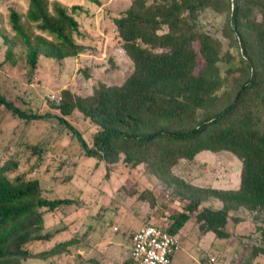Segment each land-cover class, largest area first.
<instances>
[{
	"label": "trees",
	"instance_id": "obj_1",
	"mask_svg": "<svg viewBox=\"0 0 264 264\" xmlns=\"http://www.w3.org/2000/svg\"><path fill=\"white\" fill-rule=\"evenodd\" d=\"M85 1L102 5V0ZM26 2L24 13L9 8L12 38L0 35L6 58L15 63V55L23 57L31 78L39 55L60 61L85 46L79 22L61 3ZM206 10L223 15L226 47L203 28L200 15ZM112 23L131 72L120 84L98 81L88 95L62 90L53 106L60 114L47 116L70 131L87 157L106 164L122 159L129 168L142 165L184 199V210L170 214V234L177 235L194 214L201 234L228 240L233 233L227 224L242 221L243 210L259 234L251 257L264 254V0H131ZM0 110L26 120L44 116L26 113L2 93ZM74 111L95 127L89 143L65 118ZM202 151L236 156L238 187L196 186L173 173L179 160L195 159ZM17 154L0 163V264L51 262L84 234L58 238L61 229L45 231V211L61 212L74 200L45 196L38 179L13 174ZM70 179L60 176L59 182ZM209 198L221 205L202 206ZM42 241L44 248H34ZM116 264L139 263L129 252Z\"/></svg>",
	"mask_w": 264,
	"mask_h": 264
},
{
	"label": "rangeland",
	"instance_id": "obj_2",
	"mask_svg": "<svg viewBox=\"0 0 264 264\" xmlns=\"http://www.w3.org/2000/svg\"><path fill=\"white\" fill-rule=\"evenodd\" d=\"M48 1H58L74 15L85 48L77 56L60 61L39 55L37 67L28 78L25 59L15 55L16 62L12 63L6 58L7 44L0 35V93L26 113L44 114L26 120L0 110V163L14 158L17 152L13 174L23 172L38 179L45 196L73 199L74 203L62 210L66 215L45 211L44 230L61 229L58 238L84 234V240L50 257L51 262L28 259L22 264H116L129 256L132 235L139 227L146 223L168 227L170 214L183 211L186 201L142 165L129 168L122 159L106 164L87 157L70 131L47 116L60 114L53 106L60 101L62 90L88 95L98 81L120 84L131 72L132 62L119 51L112 23V17L125 10L131 0H102L101 8L85 0ZM11 7L24 13L27 2L0 0V32L12 38ZM200 20L203 28L226 47L221 34L223 15L206 10ZM65 118L87 143L91 141L95 130L91 122L77 111ZM240 166V160L230 152L202 151L195 159L179 160L173 173L196 186L231 189L238 187ZM68 174L71 179L60 183L59 177ZM201 205L217 208L221 203L209 198ZM239 212L245 218L238 224L228 222L227 229L234 235L229 240L215 238L210 232L201 234L191 214L181 229L184 235H178L183 249L175 253V264H264V254L251 257V249L259 241L251 215ZM224 244L226 250L211 260ZM45 246L42 241L34 248Z\"/></svg>",
	"mask_w": 264,
	"mask_h": 264
},
{
	"label": "built area",
	"instance_id": "obj_3",
	"mask_svg": "<svg viewBox=\"0 0 264 264\" xmlns=\"http://www.w3.org/2000/svg\"><path fill=\"white\" fill-rule=\"evenodd\" d=\"M166 229L167 226L163 227L161 224L139 227L131 238V258L139 264H170L181 244L177 236Z\"/></svg>",
	"mask_w": 264,
	"mask_h": 264
},
{
	"label": "crops",
	"instance_id": "obj_4",
	"mask_svg": "<svg viewBox=\"0 0 264 264\" xmlns=\"http://www.w3.org/2000/svg\"><path fill=\"white\" fill-rule=\"evenodd\" d=\"M103 6V3H102V5H100V6H96V7H102ZM121 49L119 48V51H120ZM122 51V50H121ZM123 52V51H122ZM238 224V223H237ZM183 233H184V231H183ZM178 235H184V234H182V232H181V229L179 230V232H178V234L176 235L177 236V238L179 239V237H178ZM234 237V235H232V237H231V239ZM239 238V237H238ZM235 239V238H234ZM229 240V239H228ZM179 241H180V239H179ZM181 243V242H180ZM225 246H220V249L218 250V252L214 255V256H212V258L213 257H215V256H217L218 255V253L219 252H222L223 251V249H224V251L226 250V244H224ZM222 248V249H221ZM180 249H183L182 248V246H181V248ZM175 262H176V259H175V254L172 256V259H171V263L170 264H175ZM214 264V263H213ZM216 264V263H215Z\"/></svg>",
	"mask_w": 264,
	"mask_h": 264
}]
</instances>
